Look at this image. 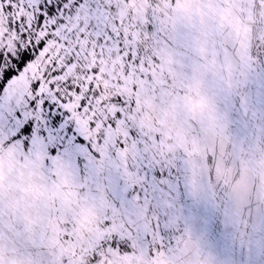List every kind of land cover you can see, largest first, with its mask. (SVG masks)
<instances>
[{"label": "snow or ice", "instance_id": "1", "mask_svg": "<svg viewBox=\"0 0 264 264\" xmlns=\"http://www.w3.org/2000/svg\"><path fill=\"white\" fill-rule=\"evenodd\" d=\"M215 35L184 0H0V264H264V209L217 232L193 158Z\"/></svg>", "mask_w": 264, "mask_h": 264}, {"label": "water", "instance_id": "2", "mask_svg": "<svg viewBox=\"0 0 264 264\" xmlns=\"http://www.w3.org/2000/svg\"><path fill=\"white\" fill-rule=\"evenodd\" d=\"M184 2L201 30L216 34L215 45L209 43L199 53L214 95L197 116L209 130L200 138L193 158L206 175L211 174L213 183L223 184L228 196L231 216L218 212L215 230L252 231V210L264 209V0ZM176 142L192 147L190 138L177 137ZM208 156L211 163L205 165ZM137 159L130 158L129 165L134 168ZM124 179L131 181V177ZM94 194L112 208L110 187Z\"/></svg>", "mask_w": 264, "mask_h": 264}]
</instances>
